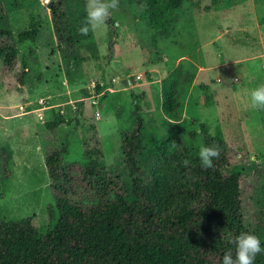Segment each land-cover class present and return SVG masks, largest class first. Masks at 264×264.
Returning a JSON list of instances; mask_svg holds the SVG:
<instances>
[{"label": "rangeland", "instance_id": "rangeland-1", "mask_svg": "<svg viewBox=\"0 0 264 264\" xmlns=\"http://www.w3.org/2000/svg\"><path fill=\"white\" fill-rule=\"evenodd\" d=\"M0 3L1 23L12 33L0 42L16 45L18 50L11 70L0 62V147L7 152L0 179V219L27 217L41 233L51 228L56 211L45 154L61 151L62 165L80 163L83 140L91 139L93 133L105 165L123 180L120 133L131 124L132 92L138 96L145 131L155 136L174 132L191 154H198L203 145L199 125L206 124L210 132L219 125L228 146V162L240 171L243 221L264 247V110L253 109L249 96L264 84V70L256 55L264 51V0H182L172 14L168 35L150 32L130 6L119 0L107 29L87 36L78 32L85 20L86 0ZM37 18L40 27L35 38L16 44L14 34ZM206 43L209 46L203 48ZM212 51L224 59L255 56L219 70L227 82L237 78L219 91L218 102L207 103L206 96H201V83L194 84L183 96L179 120L164 119L158 89H151L150 97L144 89L146 82L168 73L179 55L191 60L180 61L179 66L194 73V63L216 61L215 55L208 56ZM22 61L26 74L20 85L17 76ZM245 72L251 78L242 81ZM98 83L105 85L99 94L93 91ZM108 87L124 88L113 100ZM224 90L228 92L223 96ZM231 90L235 100L230 102ZM186 96L193 105L182 119ZM42 112L40 120L37 115ZM57 115L68 123L45 127ZM192 130L196 133L190 137ZM255 264H264V253L256 257Z\"/></svg>", "mask_w": 264, "mask_h": 264}, {"label": "trees", "instance_id": "trees-1", "mask_svg": "<svg viewBox=\"0 0 264 264\" xmlns=\"http://www.w3.org/2000/svg\"><path fill=\"white\" fill-rule=\"evenodd\" d=\"M124 1L157 35L170 33L172 14L182 2ZM1 8L0 3V39H5L12 33L1 23ZM39 27L40 19L30 21L14 34L15 43L32 41ZM17 53L16 45L0 42V62L6 69L13 68ZM25 68L22 61L20 85ZM191 78V73L175 66L160 80L164 119L179 120ZM104 86L95 84L94 93ZM129 96L132 120L120 133L125 178L113 176L105 165L95 133L83 140L80 163L64 166L61 151L46 153L55 223L41 233L30 218L0 219V264H221L225 253L235 254L232 238L253 233L241 213L240 171L228 162V146L219 125L211 132L206 124L199 125L203 145L221 149L214 167L204 169L198 154H191L176 133L146 132L138 96L132 92ZM205 96L209 103L210 93ZM63 123L68 121L57 115L44 125L55 128ZM195 133L189 131L188 136ZM6 157L5 148L0 147V179ZM184 160L189 161L187 167ZM48 213L52 216L50 209Z\"/></svg>", "mask_w": 264, "mask_h": 264}, {"label": "clouds", "instance_id": "clouds-1", "mask_svg": "<svg viewBox=\"0 0 264 264\" xmlns=\"http://www.w3.org/2000/svg\"><path fill=\"white\" fill-rule=\"evenodd\" d=\"M119 8V0H86L84 7L85 20L78 32L82 36L89 33H97L107 29V21L110 18L112 10ZM250 105L253 109L264 110V84H261L250 91ZM172 124H183V122H172ZM176 143L173 141V147ZM221 155L219 145H200L198 157L200 166L204 169L214 167V160H218ZM183 164L187 167L188 160ZM235 246V254L225 253L222 257L221 264H255V259L261 253H264V247L261 245L260 238L250 232H242L231 239Z\"/></svg>", "mask_w": 264, "mask_h": 264}, {"label": "crops", "instance_id": "crops-1", "mask_svg": "<svg viewBox=\"0 0 264 264\" xmlns=\"http://www.w3.org/2000/svg\"><path fill=\"white\" fill-rule=\"evenodd\" d=\"M210 45L214 46L215 43L211 42ZM208 46L209 45H207V43H206V44H204L203 48L204 47L207 48ZM213 55L216 56V61H214V62H203V63H194L193 64V68L195 69V72L194 73L189 72L192 74V78H191V81L188 85V88H189L188 93L191 91L194 84L201 83V84H204L207 86L205 91L201 89L202 92L204 91L201 96L204 97L206 92H208V93H210V96H211L210 101L214 100V101L218 102V100L221 98V96H219L220 95L219 91L223 90V89H227V85H229V83L231 82V78H232V80L237 78L236 76H233L230 78V81L227 82V81L222 79L221 74H219V70L221 68L228 66V65H231V64L241 63V62L247 61V59H251L255 55L253 54V55L244 56V57L235 58V59H224L221 57V55L217 51L216 52H213V51L208 52L209 57H211ZM256 55L258 56L257 58L260 59V63H259V65L261 67L260 69L264 70V51H262ZM183 60H186L188 63L191 62V60L189 61L186 56L179 55L178 57H176L174 65L170 70H172L175 66H179L180 61H183ZM180 68H181V70L188 72V70L186 68H184V67H180ZM166 74L160 76L158 79L146 82V83H148V86H145L144 89H145V91H147L149 93L150 97H152V95H150V90L153 88L158 89V97H159L160 80ZM249 78H251V75L247 76V73L245 72V75H243L242 81H247V79L250 80ZM122 88H124V87H121L118 90L117 89L113 90L112 88H109L111 91H113V93L110 94V96L113 100H114L113 95L117 96L118 95L117 93L120 90H122ZM227 92H228L227 90H224L223 96L226 95ZM98 94H99V92H98ZM97 97H99V96H97ZM228 98L230 99V102L235 100V94H234L233 90H231V92L228 94ZM188 102H189V100L186 96V98L184 99V102H183L184 103V109L181 111V116H182L181 118L182 119H184V117H186L187 115L190 114V108H191V105H193V104H190ZM183 115H184V117H183Z\"/></svg>", "mask_w": 264, "mask_h": 264}, {"label": "built area", "instance_id": "built-area-1", "mask_svg": "<svg viewBox=\"0 0 264 264\" xmlns=\"http://www.w3.org/2000/svg\"><path fill=\"white\" fill-rule=\"evenodd\" d=\"M137 77H139V76H137ZM37 116H38L39 119L41 120V119H43L44 113L42 112L41 114H39V115H37Z\"/></svg>", "mask_w": 264, "mask_h": 264}]
</instances>
